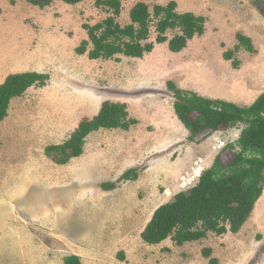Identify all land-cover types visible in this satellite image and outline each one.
Segmentation results:
<instances>
[{
  "label": "rangeland",
  "instance_id": "1",
  "mask_svg": "<svg viewBox=\"0 0 264 264\" xmlns=\"http://www.w3.org/2000/svg\"><path fill=\"white\" fill-rule=\"evenodd\" d=\"M169 1L121 0L117 22L129 24V10L137 2L151 11ZM174 1L179 13L206 19L204 34L183 51L173 54L164 43L141 59L90 60L74 49L87 39L83 25L110 15L96 0L77 5L55 0L44 9L24 0H0V84L15 73L48 76L43 87L12 100L0 123V264H63L69 255L81 264H209L204 248L211 249L217 264H264V188L237 234L208 233L181 246L170 239L149 246L140 238L154 211L195 186L217 155L225 164L234 157L244 128L221 129L190 142L166 83L196 93L201 67L204 79L215 73L218 95L228 82L241 79L249 85L246 103L264 92V0ZM175 33L166 35L170 39ZM238 33L252 40L256 53L237 52L240 65L233 69L222 54L234 48ZM155 37L152 24L149 40ZM105 101L125 104L137 124L128 131L91 133L83 154L64 166L45 157V147L63 143ZM130 169L137 180L118 182ZM104 183L116 187L104 191Z\"/></svg>",
  "mask_w": 264,
  "mask_h": 264
},
{
  "label": "trees",
  "instance_id": "2",
  "mask_svg": "<svg viewBox=\"0 0 264 264\" xmlns=\"http://www.w3.org/2000/svg\"><path fill=\"white\" fill-rule=\"evenodd\" d=\"M29 5L44 9L53 0H24ZM66 5H77L84 0H59ZM256 1V0H255ZM12 3H14L12 1ZM97 6L106 7L110 14L93 26L83 25L87 39L74 49L76 55H87L90 60H111L123 56L141 59L150 54L155 45L167 44L173 54L183 51L194 37L205 32L206 19L191 12L179 13L174 0L166 6L154 5L150 11L144 2H137L129 10V24L120 26L117 18L122 12L121 0H96ZM154 24L155 41L149 40L150 27ZM168 31L176 33L168 39ZM236 45L222 54L237 69L240 61L235 54L243 50L255 54L256 49L249 37L240 33L235 36ZM46 74L22 72L7 76L0 84V123L8 115L12 100L20 98L31 87H43ZM174 99L173 111L188 131V140L206 139L221 129L243 125L235 147L238 151L223 163L217 155L210 168L201 172L195 186L177 193L173 199L159 206L140 233L142 242L155 246L167 239L175 245L205 239L208 233L217 236L237 234L250 218L264 188V92L248 107H239L223 100L203 98L194 92L178 88L172 81L166 83ZM137 124L129 117L123 103L105 101L92 118H83L68 139L58 145H49L44 155L58 166L68 164L83 154L86 138L99 130L120 129L128 131ZM231 145V148H235ZM134 169L125 171L118 182L135 181ZM115 183H104L100 188L112 191ZM211 249L201 254L209 264H217L211 258ZM63 264H81L76 255L63 258Z\"/></svg>",
  "mask_w": 264,
  "mask_h": 264
},
{
  "label": "crops",
  "instance_id": "3",
  "mask_svg": "<svg viewBox=\"0 0 264 264\" xmlns=\"http://www.w3.org/2000/svg\"><path fill=\"white\" fill-rule=\"evenodd\" d=\"M200 71H202L201 67L197 69V72L195 74L194 87L196 89V93L201 95V97L203 98H207L211 100H223V101L233 103L239 107L244 108V107L250 106L260 95V94L256 95L252 101L246 103L247 97H248L247 93L249 92V89H248L249 85L243 79H241L242 81H239L238 83H234V84L232 82H228L229 88L227 89V91L225 93L223 92V94L218 95L216 94L218 90L216 91L215 89L214 91L213 89V83L216 78L215 73H211L210 76H206L204 79Z\"/></svg>",
  "mask_w": 264,
  "mask_h": 264
}]
</instances>
